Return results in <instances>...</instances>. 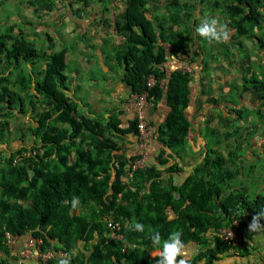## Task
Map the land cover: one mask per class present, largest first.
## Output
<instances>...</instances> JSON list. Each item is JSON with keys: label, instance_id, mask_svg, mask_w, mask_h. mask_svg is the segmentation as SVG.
I'll list each match as a JSON object with an SVG mask.
<instances>
[{"label": "trees", "instance_id": "obj_1", "mask_svg": "<svg viewBox=\"0 0 264 264\" xmlns=\"http://www.w3.org/2000/svg\"><path fill=\"white\" fill-rule=\"evenodd\" d=\"M28 1L38 16V6L50 12L57 6V0ZM95 1L104 3L106 10L123 9L114 18L102 19L107 26L114 20L124 37L116 53L123 70L121 81L133 94L148 91L153 107L165 99L170 108L154 130L161 144L157 161H148L131 176L133 161L143 152L128 155L119 140L132 133L139 143L137 116L123 128L117 115L96 118L82 113L74 76L66 71L68 49L54 51L51 43L50 52L40 50L26 37L30 33L14 32L15 25H10L0 35V264H59L61 260L22 257L17 246L8 245L7 232L17 241L40 240L44 253L67 252L69 264H155L158 253L153 251L159 249L150 236L159 232L167 239L173 231L182 232L185 245L198 246L196 255L188 257L189 264H216L233 250L249 255V245L241 249L221 233L234 228L251 239L247 226L264 208V192L251 197L249 189L226 181L231 173L224 168L233 167L227 158L235 161L234 154L236 159L240 156L238 140L230 143L226 158L224 154L212 157L211 152L218 151L211 148L201 162L192 164L184 179L175 184L170 179L184 169L176 157L184 159L193 132L187 109L195 75L199 71L204 75L209 57L222 73L235 66L248 82L245 76L253 75L251 63L256 60L250 51L264 52V38L259 35L264 31V0H70L66 8L82 4L74 11L77 14ZM161 4L164 12L157 7ZM197 7L201 14L195 13ZM207 8L212 13L206 16ZM209 17L220 19L234 35L223 43L197 35L196 27ZM46 37L54 40L49 33ZM204 44L212 51L214 45L219 48L206 51ZM241 57L246 62L242 71ZM174 58L179 62L171 71L167 64ZM151 75L156 82L150 87ZM254 80L253 86L244 85L240 91V99L253 107L245 109L248 115L251 111L257 115V108L264 105V82ZM235 111L243 121L244 109ZM21 116L25 127L10 121L17 117L21 121ZM238 132L237 127L226 137L234 133L246 137ZM256 132H261L260 126ZM11 136L14 147H3ZM73 197L79 198L75 209ZM111 216L119 238L112 237ZM133 222L142 223L144 231L131 230L128 226Z\"/></svg>", "mask_w": 264, "mask_h": 264}, {"label": "rangeland", "instance_id": "obj_2", "mask_svg": "<svg viewBox=\"0 0 264 264\" xmlns=\"http://www.w3.org/2000/svg\"><path fill=\"white\" fill-rule=\"evenodd\" d=\"M70 0H57V6L54 7L55 9L50 11H47L44 7L38 6V14L35 12V6H31L28 0H0V35L5 33L6 29L9 28L10 25H15L14 32H18L21 29L25 31L26 37L32 41V43L38 47L40 50H45L50 52L49 45L53 43L54 45V51H59L64 48L68 49V68L66 71L69 73L71 77H75L76 73L79 74L78 83L79 89L75 92V96L82 97L83 101L91 100V94L94 92L95 89L100 87L102 90H104V98L111 101V90L106 88L108 77L106 76V71H104V66H107L110 69H117L116 71H121V67L118 63V58L116 56L118 44L123 40V36L118 35L117 40L112 43L111 40L106 39L105 35H102L103 44H95L93 43V39L88 35L87 33L84 34V29L80 28L79 25L76 23L78 20L74 17L75 10L78 8H83V5L80 3H74L73 6H69L66 8L67 3H69ZM95 1V7H92L90 9V12L92 10L101 9V11L106 12L107 14H104V17L108 16V11L106 10L105 4ZM163 7V4H161ZM58 7V8H57ZM199 7V6H198ZM196 8L195 13L201 14V11H199V8ZM85 8V7H84ZM86 11V9L84 10ZM155 11V10H153ZM161 11H163L161 9ZM218 11V10H216ZM88 13V11H86ZM78 15L82 13V9L79 10ZM157 11L154 13L156 14ZM208 13H212L210 8H207L205 10V15L207 16ZM203 20V19H202ZM76 21V22H75ZM220 25H222V21L219 19ZM64 22V23H63ZM228 30V29H227ZM27 31V32H26ZM35 31L37 34H34ZM32 32V33H31ZM229 34L230 31L228 30ZM49 33L51 37L54 40H49L46 37V34ZM16 34V33H15ZM259 35L264 38V31H260ZM264 40V39H263ZM251 41V40H250ZM247 44H250L249 40H246ZM252 43V42H251ZM205 45V44H204ZM211 43L208 44L210 47ZM101 46V50L98 51L96 48ZM208 46L205 45L207 48L206 51L214 52L219 47L217 45H214L215 50L212 51ZM251 46V45H250ZM245 53L244 51H241ZM250 54L253 58H256V60L251 63V73L252 76H245V78L248 80V82H245L242 78L237 74V69H233L232 71H229L228 75L230 77H227V85L224 86L225 89L230 90V93H226V100L235 101L236 103H240V108L244 109L243 116L245 117L243 121L236 120L233 122L231 127H224V122H220L218 125H214L211 123L208 125L206 120H203L201 122V131L204 143L201 148L202 153H207L208 150L211 148H215L218 152L212 153V157H215L217 155H225V158L228 155V149H230V141L232 143H236V140H238L237 145L241 143L242 149L239 150L240 156L242 155V162L240 164L241 157L239 156V159H236V154H234L235 161H232L230 157L227 158V162L231 164L233 167L228 168L225 166L224 170L229 171L231 173L230 178L226 179V181L232 182V184H235L239 187L244 186L245 188L249 189L251 197H254L256 193L264 192V185H262L263 178L261 177L264 171V150L261 149V147H256L257 150H255V155L248 156V148L249 152L252 149L251 146H248L254 138V135L258 133V136H262V131L264 132V105H262V109L260 107L257 108V115H255L254 112L251 111L250 115H248V111L245 109L253 108L248 101H242L240 99V91H243L244 85H252L255 81H262L264 82V52L262 53L261 50L252 49L250 51ZM103 56V61H102ZM79 57V58H78ZM242 57H245V55H242ZM241 57V71L243 70V66L246 64L244 59ZM211 60H214L212 58H206V70L202 72V74H216V66L211 64ZM80 63L84 65V69L80 70L81 66ZM103 64V65H102ZM110 74V73H109ZM112 75V74H111ZM222 78V77H221ZM223 79V78H222ZM97 83V84H95ZM220 83V82H218ZM223 83V81H222ZM221 83V84H222ZM221 84H218L219 86L217 88H214L213 91H219L221 94H225L222 92L223 86ZM209 88V86H207ZM232 88V89H231ZM16 90L15 88H13ZM260 91L262 90V86H260ZM257 92V90H255ZM259 92V90H258ZM135 97V96H134ZM244 97H247L246 94ZM94 99L96 100L97 97L94 95ZM222 99V98H221ZM216 100V99H215ZM247 100V99H246ZM262 101L264 98L261 99ZM108 102V104L110 103ZM243 102V103H242ZM242 103V106H241ZM83 103H79V107H82ZM207 105V103L203 104ZM202 105V106H203ZM19 108V106H18ZM204 108V106H203ZM239 108V109H240ZM259 111H262L261 113ZM105 115V114H104ZM248 115V116H247ZM19 119H10L11 122H14L13 124L21 125L22 127H25V118L21 121L20 117H17ZM216 119H218V116H216ZM215 126L213 129L212 127ZM261 127V132H256L257 127ZM236 127L239 129V134L243 133V135L246 137L242 138L241 136H238V134H233V140H228L225 137V132L235 130ZM256 133V134H255ZM237 138V139H236ZM249 138V139H248ZM6 146L7 148H13L14 147V141L12 140ZM199 140V139H198ZM206 142V143H205ZM236 146V145H235ZM235 146L233 148H235ZM148 147V145L146 146ZM140 148V147H139ZM1 149V148H0ZM141 151V148H140ZM187 156H191L194 151L192 148H187L186 150ZM205 153V155H206ZM220 153V154H219ZM223 155V156H224ZM248 156V157H247ZM240 171V173H238ZM264 177V175H263ZM259 190V191H258ZM24 241H16L14 245H16L19 250L23 254H27V250L23 251L25 246L22 247L24 244ZM15 246V247H16ZM158 251L153 252V254H157Z\"/></svg>", "mask_w": 264, "mask_h": 264}, {"label": "crops", "instance_id": "obj_3", "mask_svg": "<svg viewBox=\"0 0 264 264\" xmlns=\"http://www.w3.org/2000/svg\"><path fill=\"white\" fill-rule=\"evenodd\" d=\"M101 5V3L99 4ZM95 7V3L91 5L92 8ZM155 7V5H154ZM158 8L163 10L164 12L165 8L160 5V7L157 5ZM85 8L82 9V13L78 15L75 14L74 17L78 20L77 23L80 28L84 29V34L90 35V37L93 39V43L96 45L103 44L102 35H105V40H111L112 43H114L115 40H117L118 37V30L116 29V24L114 20H111L112 23L110 26H107L102 19L105 18L104 14H107L104 11H101V9L92 10L90 12V9ZM123 9L119 10H111L108 11V16L106 18H114L116 15L122 14ZM76 22V21H75ZM115 25V26H114ZM231 36L234 35L235 31L230 28ZM105 43V42H104ZM121 43V42H120ZM119 43V44H120ZM118 44V45H119ZM98 51L101 50V46L96 48ZM79 58V57H78ZM103 61V56H102ZM256 59V58H253ZM179 60L177 58L171 59L168 62V69L171 71L177 67ZM201 62V60H200ZM203 64V60L201 62ZM103 65V64H102ZM118 65V64H117ZM222 65L230 67L227 63L222 62ZM80 70L84 69V65L80 63ZM104 71H106V76L108 77L107 86L106 88L111 90V101L104 98V90H102L100 87L94 90V92L91 94V100L83 101V96L78 97L79 102L83 103L81 107V112H89V115L92 117L99 118L103 116L104 114L106 116L111 115H117L121 122L123 123L122 127L125 128L128 126L129 121L133 120L135 118V107H134V101H133V93L131 92V89L121 81V76L123 70L116 71L117 69H110L107 66L103 65ZM218 66V65H215ZM203 66H201L202 68ZM204 68V67H203ZM202 68V72H203ZM232 71L236 67H230ZM205 69V68H204ZM237 69V68H236ZM199 70H201L199 68ZM238 70V69H237ZM239 71V70H238ZM170 72V71H169ZM200 72V71H199ZM195 75V80L191 83L192 86V94H191V102L189 104V107L187 109V116L193 123V132L192 136L190 137V140L187 144V148H192L194 153L191 156H187V153L185 154L184 159L182 157H176L177 161H180L181 165L184 167V169L178 173H175L171 177V181L175 184L177 182H180L184 177H186L193 169L192 164H196L201 162L205 158V153L201 152L202 145L204 143L202 131H201V122L203 120H206V122L210 125L213 123L215 126L218 125L221 121L224 122V127H231L233 122L238 120V113L235 111V109L240 108V103H236L235 101L226 100V93L229 94L230 90H227L224 88L225 85H227V77H230L227 74H224L220 71V69L216 68V74H210L209 76L207 74ZM110 73V74H109ZM112 74V75H111ZM238 74V73H237ZM223 79H222V78ZM79 74L76 73L74 77V83H75V92L79 89V83H78ZM212 82H208V81ZM223 81V83H222ZM220 82V83H218ZM222 83V84H221ZM97 84V83H95ZM221 84L223 86L222 92L225 93L224 95L219 93V91H213L214 88H217ZM209 86V88L207 87ZM214 87V88H213ZM219 88H221L219 86ZM94 95L97 97V99H94ZM222 98V99H221ZM216 99V100H215ZM246 102V100H244ZM108 102H110L108 104ZM207 103V105H203ZM243 103V102H242ZM241 103V106H242ZM204 108H203V106ZM169 106L167 105L166 100H162L160 104L157 105V107H153L152 104H149L147 107V114L149 115V118L151 119V123L149 122L150 131L147 135V145L148 147V161L156 162L157 161V154L160 147V142H158L157 137L155 136V128H157V124L159 125L164 118L165 115L169 111ZM216 116H218V119H216ZM149 119V120H150ZM209 120L211 122L209 123ZM245 120H243L244 122ZM215 126L212 128L214 129ZM237 128V127H236ZM235 130H232L230 132H234ZM228 132H225V137L228 135ZM231 137L227 138L228 140H233V135H230ZM258 136V135H257ZM254 135L253 141L248 144V146H251V150L249 152L248 148V156L255 155V150H257L256 147H261L262 150H264V138L257 137ZM199 139V140H198ZM137 136L134 134H129L126 138H122L119 140V142L122 144L123 148L126 149L128 155L129 154H136L140 152V148L138 146ZM206 143V142H205ZM232 143V141H230ZM247 156V157H248ZM173 161V156L170 158V163ZM264 171L262 174V185H264ZM264 187V186H263ZM251 239L250 242L245 239V241L239 245L236 246H243L241 249L246 248L247 245L250 253L249 255L243 256L239 251L233 250L230 253H226L223 257L220 258V260L216 264H264V244L257 243V241L253 238V234L250 235ZM20 241V239L18 240ZM26 245V241L22 245L24 247ZM16 246V245H15ZM197 245L194 243H190L186 245V248L188 250V257H193L196 255V249ZM155 252V251H153ZM21 255V250H20ZM155 255V254H153Z\"/></svg>", "mask_w": 264, "mask_h": 264}, {"label": "clouds", "instance_id": "obj_4", "mask_svg": "<svg viewBox=\"0 0 264 264\" xmlns=\"http://www.w3.org/2000/svg\"><path fill=\"white\" fill-rule=\"evenodd\" d=\"M195 31L197 35L205 38L209 42L215 41L217 43H223L229 39L227 28L219 25L215 17L202 20ZM78 204L79 198L73 197L71 201L72 208L75 209ZM262 218H264V208L252 216L251 222L247 226V232L253 234V238L260 244H264V224L260 223ZM128 227L133 231H144V225L139 222H133ZM181 236V231L171 232L167 239H162L159 232H154L150 236L152 244L159 249L155 264H189V253ZM59 264H69V262L67 259H61Z\"/></svg>", "mask_w": 264, "mask_h": 264}, {"label": "built area", "instance_id": "obj_5", "mask_svg": "<svg viewBox=\"0 0 264 264\" xmlns=\"http://www.w3.org/2000/svg\"><path fill=\"white\" fill-rule=\"evenodd\" d=\"M187 70H191V68L186 67ZM156 78L154 75H151L148 79V85L151 87L155 85ZM148 91H144L140 94H135L133 96V101H134V107H135V112L136 116L138 118V129H139V137L140 141L138 143V146L141 148V151L143 152V155L133 161L132 164V170L130 171V175L132 176L133 172L137 168H142L147 165L148 162V150L146 148L147 146V135L150 131V126H149V121L147 117V107L149 105L148 101ZM108 226L112 229V237L119 238L121 235H117L115 232L116 229V224L114 222V218L111 216L108 218ZM222 236L226 241H228L230 244L233 245H239L247 239V241L250 242L249 238H245L241 234L237 232L234 228H224L221 230ZM7 243L9 246H14L15 242L17 241V237L11 234L10 232H7ZM40 240H35V239H30L28 242H26L25 248L23 251L27 250V254H23L21 252V256L24 258H32V259H46L50 257H59L61 259H68V254L67 252L63 250H59L58 252L55 251H48L44 253L40 249Z\"/></svg>", "mask_w": 264, "mask_h": 264}]
</instances>
